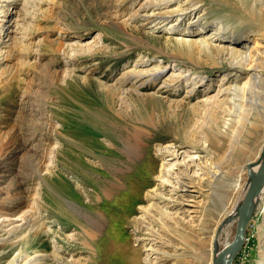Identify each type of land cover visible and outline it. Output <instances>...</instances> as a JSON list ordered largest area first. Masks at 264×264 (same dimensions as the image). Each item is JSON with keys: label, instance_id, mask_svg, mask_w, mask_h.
I'll return each instance as SVG.
<instances>
[{"label": "rangeland", "instance_id": "374dc122", "mask_svg": "<svg viewBox=\"0 0 264 264\" xmlns=\"http://www.w3.org/2000/svg\"><path fill=\"white\" fill-rule=\"evenodd\" d=\"M144 1L0 0V264H10L18 254L23 262L51 252L57 233L62 264H123L114 252L102 256L97 240L89 239L87 221L97 220L102 190L123 185L143 157V147L158 166L159 146L202 149L206 140L208 154L222 163L223 173L204 198L210 228L205 233L197 224L199 240L216 234L242 203L248 164L256 159L264 127L234 124L220 153L216 129L197 125L209 112L193 106L233 80L223 79L227 66L195 63L174 51L164 35L188 30L187 21L168 30L170 22H130ZM197 1L201 11L234 29L227 34L249 33L250 47L264 50V19L254 16L248 3ZM140 57L145 65L139 64ZM159 66L163 69L153 87L147 75L127 80L130 69L155 71ZM185 69L190 74L179 77ZM248 76L239 75V80ZM141 82L146 86L139 94L135 88ZM110 86H120L124 93L116 94ZM124 143L129 144L127 153ZM256 204L233 264H264V191ZM24 217L35 219L36 228L9 238V230ZM237 225L238 214L218 232L217 250L234 240ZM107 229L129 240L137 264H144L141 231L132 219L117 228L102 219L98 234ZM162 244L173 252L168 240ZM190 250L177 261L161 258L159 264H214L208 247L198 244L197 255ZM198 256H206L204 263Z\"/></svg>", "mask_w": 264, "mask_h": 264}, {"label": "bare ground", "instance_id": "6f19581e", "mask_svg": "<svg viewBox=\"0 0 264 264\" xmlns=\"http://www.w3.org/2000/svg\"><path fill=\"white\" fill-rule=\"evenodd\" d=\"M242 1L248 3L249 10L254 16L264 19V0ZM138 19L144 24L152 23L154 25H164L170 22L171 24L166 27L167 30L187 21L190 25L188 30L164 35L166 41L174 45V51L195 63L205 62L227 66L223 79L230 76L229 79L233 78V80L219 87L215 93L209 91L202 95L193 106L201 107L205 112H209L207 117L197 121V125L216 129L221 142L220 153L225 149L228 130L234 124L241 127L248 124L264 127V50L250 47L249 33H243L240 36L227 34V32H233L234 29L219 23L208 16L205 11H201L200 1L197 0H145L142 3L139 2L138 9L130 15V22ZM193 26L198 27L191 29ZM250 31L254 32L253 29ZM165 32L170 33V31ZM139 60H142L140 65L146 64L144 57H140ZM162 69L161 66L155 71H146L140 68L130 69L127 80L132 77L140 80L142 76L147 75V79L152 82L149 87H153L154 80ZM183 72L179 77L190 74V69H185ZM244 74L249 76L245 78L246 80L240 81L239 75ZM120 86H110L109 89L116 94L124 93ZM145 86L141 82L135 91L142 94L143 89L141 90V88ZM214 112H219L220 118ZM235 137L234 141L238 142V136ZM128 145L127 143L123 145L126 153ZM206 147V140L202 149L193 147L192 150H184L174 144L159 146L157 154L161 160L158 166L149 159V149L142 148L143 157L136 161L134 171L126 176L123 185L118 184L114 188L111 185L102 190L96 218L98 221L95 219L87 221L90 224V230H86L89 239L97 240L96 244L100 247L102 256L105 253L109 255L114 252V256L122 259L123 264H137L136 258L130 250L129 240L125 241L119 235L117 237L118 232L108 229L107 234L99 235L102 219L108 221L109 228L110 226L115 228L122 226L129 219L139 226L144 264H159L161 258L168 257H175L177 261L187 254L186 248L191 249L190 251L197 255L198 244L208 247L212 254L214 252L213 259H215L233 242L222 250H217L218 234L237 214L239 220L241 204L232 211L230 217L222 222L221 227L219 226L217 230L219 233L212 232L208 240H199L197 224H202L205 233H208L210 228L204 198L210 195L213 180L224 171L222 163L213 161ZM263 162L264 137L256 150V159L248 164L250 175L256 174ZM52 171L53 181L55 185L59 186V175L57 171L55 172L53 169ZM139 178H141L140 181L137 180ZM247 185L249 189L250 181ZM68 189L69 186L66 190L68 191ZM262 191H264V186ZM127 196L132 197L130 199ZM257 197L251 205V215L257 205ZM122 207H125L123 211L120 210ZM34 220L24 217L20 224L9 230V238L17 237L16 233L27 229L34 230L36 228ZM48 231H52V228L49 227ZM119 231H121L120 228ZM56 235L51 252L36 254L26 258L23 262H21L23 257L18 254L10 264H62L63 246L60 244L59 234ZM262 237H264V229ZM166 240L171 243L173 252L163 249L162 243ZM156 242H159L160 245H157ZM14 243L15 241L12 242V244ZM85 243L89 245L88 241ZM198 258L204 263L206 256H198Z\"/></svg>", "mask_w": 264, "mask_h": 264}, {"label": "water", "instance_id": "95a60500", "mask_svg": "<svg viewBox=\"0 0 264 264\" xmlns=\"http://www.w3.org/2000/svg\"><path fill=\"white\" fill-rule=\"evenodd\" d=\"M250 187L239 208V220L237 232L233 242L226 247L214 259V264H233V261L239 252L245 237L246 229L251 218V205L255 198L261 193L264 186V162L256 174H251Z\"/></svg>", "mask_w": 264, "mask_h": 264}]
</instances>
